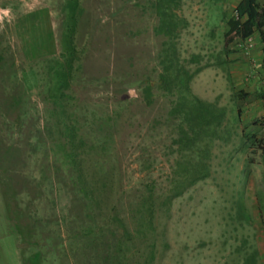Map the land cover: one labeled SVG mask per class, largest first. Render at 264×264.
Here are the masks:
<instances>
[{
    "label": "rangeland",
    "instance_id": "obj_1",
    "mask_svg": "<svg viewBox=\"0 0 264 264\" xmlns=\"http://www.w3.org/2000/svg\"><path fill=\"white\" fill-rule=\"evenodd\" d=\"M7 1L0 2V220L10 234L0 236V264H143L150 251V264H264V128L240 120L248 101L225 76L222 34L235 0H78L80 68L68 92L92 181L130 230L140 199L156 198L153 232L121 241L119 250L113 227L88 218L95 208L62 157L48 100L71 0ZM164 16L180 31L162 33ZM169 64L191 76L180 113L175 89L154 90L150 103L142 89L143 78L158 79ZM192 96L209 105V122L188 121ZM178 181L184 187L175 196Z\"/></svg>",
    "mask_w": 264,
    "mask_h": 264
},
{
    "label": "trees",
    "instance_id": "obj_2",
    "mask_svg": "<svg viewBox=\"0 0 264 264\" xmlns=\"http://www.w3.org/2000/svg\"><path fill=\"white\" fill-rule=\"evenodd\" d=\"M68 9V27L64 35L65 53L62 54V61L57 62L55 65V79L54 84L48 89L50 96L48 100H50L53 110L57 115V127L60 128V149L62 157L65 163L69 164L71 169L75 171L76 178L82 185L81 188L88 203L95 208L93 212L88 213V218H90L93 223L102 221L108 223L109 227H113L112 236L117 240L119 244L117 249L119 250L121 241L127 243L132 241L135 236L147 237L150 232H153V205L155 204L156 198L152 192H149L140 199L137 204L139 206V209H137L138 215L132 216L135 227L130 230L128 221H126V218L120 211L108 209V196H104L102 191L99 190L92 181L91 167L87 166V158L84 156V154H86V149L84 148H86L87 144L82 136L79 135L78 121L72 109L76 98L68 92V89L71 88L73 74L80 68V55L74 43V35L78 27L80 11L78 0L69 1ZM234 11L235 16H231L226 20L227 29L223 34L225 45L236 38H247L253 33L255 28L260 29L264 24V8L259 7L257 0H240ZM243 17H245V19H242ZM159 30L168 36H172L174 35L173 33L180 31V27L177 21L164 16L160 20ZM172 70L175 69L169 64L158 75V79L152 80L150 78H143L142 81L144 85L142 89L146 97H149L148 103L151 102L155 95L154 90H162L171 94L175 89L178 94L176 105H178V109L180 110L178 111L176 108L174 112L180 113V105L185 99V95H191L189 87L191 76H185L181 73L180 69L175 71ZM191 105L190 110H188L187 119L192 126L197 125L201 120L206 122L210 121L209 116L211 113L208 110V104H204L198 97L192 96ZM198 107L200 108L198 109ZM202 168L204 169L205 166H202ZM203 175L193 176L188 182L189 185L194 184L200 179L199 177H203ZM182 183V181H178L174 186L175 196L182 192V187H184ZM171 198L172 197L167 198L163 203L168 204ZM160 203L162 202H159V204ZM108 230H110V228H108ZM98 231L102 233L103 229L98 228ZM86 232L87 235L93 232L95 233L93 228H87ZM102 235L105 237L104 233ZM152 256V251H150L148 259H146L143 264H150L149 261L152 260ZM246 264L255 263L252 258H248Z\"/></svg>",
    "mask_w": 264,
    "mask_h": 264
},
{
    "label": "crops",
    "instance_id": "obj_3",
    "mask_svg": "<svg viewBox=\"0 0 264 264\" xmlns=\"http://www.w3.org/2000/svg\"><path fill=\"white\" fill-rule=\"evenodd\" d=\"M0 2L7 3L8 1L1 0ZM239 2L240 0H235L234 6L236 7ZM257 3L259 7L264 8V0H257ZM231 16H235V11L234 15H230L228 18ZM226 29L227 25L224 32ZM248 37L252 43L249 54H245L240 48V43L246 38H236L227 45L223 41V49L229 59L225 76L227 75V80L235 87V91H243L240 93L244 94L248 101L244 114H240V120L246 123L247 128H264V123L259 121V119L264 120V88L261 85L264 79V24L260 29L255 28ZM196 94L205 101H210V99ZM214 97L216 98L217 95ZM2 211L1 208L0 213H3ZM8 234L10 233L6 231V221L0 220V236Z\"/></svg>",
    "mask_w": 264,
    "mask_h": 264
},
{
    "label": "built area",
    "instance_id": "obj_4",
    "mask_svg": "<svg viewBox=\"0 0 264 264\" xmlns=\"http://www.w3.org/2000/svg\"><path fill=\"white\" fill-rule=\"evenodd\" d=\"M252 43L250 37H247L243 42L240 43V48L243 50L245 54H249ZM261 85L264 88V79L261 82Z\"/></svg>",
    "mask_w": 264,
    "mask_h": 264
}]
</instances>
